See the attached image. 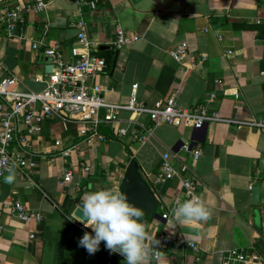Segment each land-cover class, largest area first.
I'll return each mask as SVG.
<instances>
[{
    "label": "crops",
    "instance_id": "0c3cea01",
    "mask_svg": "<svg viewBox=\"0 0 264 264\" xmlns=\"http://www.w3.org/2000/svg\"><path fill=\"white\" fill-rule=\"evenodd\" d=\"M17 1L31 0L13 3ZM81 16L88 25L92 52L107 61L96 81L105 86L108 103L126 104L138 84V99L149 106L176 96L185 109L206 105L209 112L227 119L264 121V0H100L95 9L82 6L80 0H53L43 12L25 13L22 38L9 37L0 23V76L15 75L18 91L42 90L52 70L43 50L58 46L66 61L74 60L75 22ZM237 23L258 27L239 29ZM117 24L138 39L118 48ZM35 42H42L39 49L33 47ZM181 42L188 43L189 54L177 61L170 50ZM211 93L216 99L208 103ZM105 113L103 108L98 118ZM40 127L30 136L29 156L37 162L33 172L13 168L15 180L6 183L7 172L0 184V264H126L103 241L89 255L79 240L85 232H94L69 218L76 219L75 209L85 193L120 191L130 163L136 160L158 198L159 216L142 211L141 222L147 232H161L166 225L164 208L180 200L182 192L180 176L166 184L155 182L166 152H172L176 166H188L184 173L197 180L200 199L211 216L207 221L175 223L173 236L180 244L169 245L150 264H223L224 255L234 248L264 252V130L211 121L204 138L195 139L193 128L153 126L149 115L130 110H122L116 121H101L98 129L105 138L93 142L85 140L82 123L72 118L64 122L54 115ZM121 127L153 130L138 144L120 135ZM56 138L77 149L70 156L59 155ZM181 141L202 149L198 161L180 149ZM68 171L72 177L65 181ZM258 184L256 202L252 188ZM17 200L43 219L23 221L13 208Z\"/></svg>",
    "mask_w": 264,
    "mask_h": 264
},
{
    "label": "built area",
    "instance_id": "2783aa9c",
    "mask_svg": "<svg viewBox=\"0 0 264 264\" xmlns=\"http://www.w3.org/2000/svg\"><path fill=\"white\" fill-rule=\"evenodd\" d=\"M14 0H0V23L6 26L9 37H24L23 25L25 23V13L43 12L53 0H31L30 2ZM100 0H80L82 6L95 9ZM78 45L72 49L75 59L66 61L58 49V46L45 47L44 54L50 58L52 70L48 72L46 86L40 91H18L14 86L18 78L11 74L0 76V160L6 161V166L0 167V184L8 168H18L21 172L32 173L36 167V159L31 155L33 146L30 136L40 130V125L46 118L60 115L64 122L72 118L82 123L81 135L88 142L96 139H104L98 127L101 121L112 122L119 118L122 110H130L132 114H147L153 122V126L159 124H169L177 127L201 128L206 122L225 121L233 122L238 127L248 126L264 130V121L255 118L250 119H227L218 112H209L206 105L194 109L182 108L176 96H168L157 100L152 106L140 101L137 96L138 84L133 85L132 94L126 104H110L104 97L105 86L96 81L97 77L105 72L107 61L104 57L92 52V42L89 37L88 25L83 16L76 22ZM116 41L118 48L132 44L138 36L128 35L125 29L116 25ZM42 42H35L33 47L39 49ZM233 51H228L231 54ZM170 54L177 61L184 60L189 54L187 42H181L170 50ZM1 65V62H0ZM264 74V70H263ZM43 80L42 76L37 77ZM216 99V94L211 93L207 102L211 103ZM106 109L103 119H99V113ZM22 125L25 126L24 130ZM153 128L147 131H140L137 128H119L118 132L122 136H130L138 144H143L152 133ZM17 143V144H16ZM15 146H18L16 148ZM54 146L61 156H70L77 149L76 145L64 144L63 140L56 138ZM180 149L190 152L196 162L202 155V149L198 146H191L189 142H183ZM172 152H166L162 156L161 170L156 175L157 184H166L176 176L181 177L182 192L180 200L175 201L171 206H166L161 214L166 225L159 233L148 234L159 241L156 245L161 257L162 251L169 245L180 244L173 236V225L175 221L167 223L165 217L172 218L171 209L177 206L178 202L196 196L200 199L197 180L187 173L188 166L183 164L176 166L172 161ZM88 170V167H85ZM72 172L65 174V181L70 180ZM201 200V199H200ZM17 215L23 221H41L42 215L29 210L22 201L17 200L13 206ZM86 228L84 224H81ZM89 228V227H87ZM86 228V229H87ZM3 225L0 224V233ZM34 237L32 233L30 235ZM192 246H194L192 244ZM223 264H264V252H246L238 248L229 250L223 259Z\"/></svg>",
    "mask_w": 264,
    "mask_h": 264
},
{
    "label": "clouds",
    "instance_id": "9594fccd",
    "mask_svg": "<svg viewBox=\"0 0 264 264\" xmlns=\"http://www.w3.org/2000/svg\"><path fill=\"white\" fill-rule=\"evenodd\" d=\"M4 166L6 161L0 160V167ZM7 170L9 174L4 180L11 184L15 173L11 168ZM171 212V220L165 217L167 223L175 221L181 225L207 221L211 216L210 210L196 196L178 202ZM74 215L76 219H69L78 220L94 232V235L85 232L79 240V246L84 247L89 255L98 251L101 241L110 252L121 254L126 264H150L160 255L156 250L159 241L148 234L141 222L143 212L130 204L127 196L119 190L99 189L85 193Z\"/></svg>",
    "mask_w": 264,
    "mask_h": 264
},
{
    "label": "water",
    "instance_id": "95a60500",
    "mask_svg": "<svg viewBox=\"0 0 264 264\" xmlns=\"http://www.w3.org/2000/svg\"><path fill=\"white\" fill-rule=\"evenodd\" d=\"M236 27L239 29H253L257 28L258 24L251 23H237ZM118 54V52H117ZM117 56L114 61V65L116 64ZM209 122H206L201 128H194L193 138L195 139H203L206 128ZM183 144V142H179V147ZM120 191L125 194L128 198V202L138 208L141 211L146 212L149 216H159L156 213V209L158 207V198L152 188L150 187L148 181L144 178V176L139 171V164L136 160H133L128 169L126 179L123 181ZM252 194L254 201L259 200L260 187L259 184L252 188ZM79 214V213H77Z\"/></svg>",
    "mask_w": 264,
    "mask_h": 264
}]
</instances>
